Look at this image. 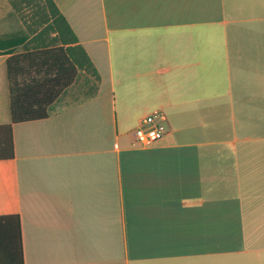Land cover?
Returning <instances> with one entry per match:
<instances>
[{
	"label": "crops",
	"instance_id": "crops-1",
	"mask_svg": "<svg viewBox=\"0 0 264 264\" xmlns=\"http://www.w3.org/2000/svg\"><path fill=\"white\" fill-rule=\"evenodd\" d=\"M53 1L99 80L11 123L23 264H264V0ZM19 11L0 0V123ZM154 109L165 132L139 143Z\"/></svg>",
	"mask_w": 264,
	"mask_h": 264
},
{
	"label": "trees",
	"instance_id": "trees-1",
	"mask_svg": "<svg viewBox=\"0 0 264 264\" xmlns=\"http://www.w3.org/2000/svg\"><path fill=\"white\" fill-rule=\"evenodd\" d=\"M11 2L17 10L27 6L32 11L30 22L24 25L28 35L19 38L18 49L8 48L4 58L9 121L0 123V159L13 155L11 123L47 116L79 70L87 74V87L81 97L93 94L99 80L97 70L53 0L42 4L38 0ZM23 263L19 216L0 214V264Z\"/></svg>",
	"mask_w": 264,
	"mask_h": 264
},
{
	"label": "built area",
	"instance_id": "built-area-1",
	"mask_svg": "<svg viewBox=\"0 0 264 264\" xmlns=\"http://www.w3.org/2000/svg\"><path fill=\"white\" fill-rule=\"evenodd\" d=\"M164 132V114L158 109L142 116L139 123L132 129V134L139 143H150L158 139Z\"/></svg>",
	"mask_w": 264,
	"mask_h": 264
},
{
	"label": "rangeland",
	"instance_id": "rangeland-1",
	"mask_svg": "<svg viewBox=\"0 0 264 264\" xmlns=\"http://www.w3.org/2000/svg\"><path fill=\"white\" fill-rule=\"evenodd\" d=\"M41 4L44 2V0H38ZM32 8L30 7H24L21 8L19 12H17L16 16L19 18L21 25H25V23L30 22V12ZM27 20V22H26ZM86 72H83L79 70L76 75V79L74 82L66 88L63 93L59 96L60 98L62 97L63 102H70L74 101L78 98H80L85 91V88L87 85L84 83V77H85Z\"/></svg>",
	"mask_w": 264,
	"mask_h": 264
}]
</instances>
